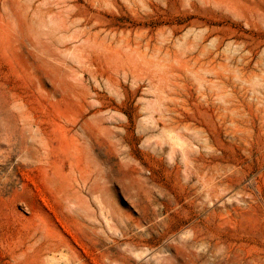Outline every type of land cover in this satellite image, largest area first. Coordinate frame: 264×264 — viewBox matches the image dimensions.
Wrapping results in <instances>:
<instances>
[{
  "label": "rangeland",
  "instance_id": "obj_1",
  "mask_svg": "<svg viewBox=\"0 0 264 264\" xmlns=\"http://www.w3.org/2000/svg\"><path fill=\"white\" fill-rule=\"evenodd\" d=\"M0 264H264V0H0Z\"/></svg>",
  "mask_w": 264,
  "mask_h": 264
}]
</instances>
